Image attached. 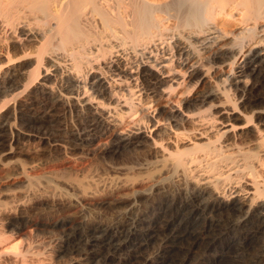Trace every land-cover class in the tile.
<instances>
[{
    "label": "bare ground",
    "instance_id": "1",
    "mask_svg": "<svg viewBox=\"0 0 264 264\" xmlns=\"http://www.w3.org/2000/svg\"><path fill=\"white\" fill-rule=\"evenodd\" d=\"M154 4L148 0H0V32L6 35L10 30L17 35L18 43L26 51L24 57L31 48L29 41L40 44L35 51L37 56L34 52L37 58L33 71L18 64L20 61L13 62L11 51L16 48L2 49L7 59L5 66L16 63L5 91L11 98L6 99L2 109L38 83L42 60L50 55L59 60L55 62L59 66L56 73L63 75V89L72 91L76 95L73 99L92 109H103L105 100L115 102L108 114L120 122L137 115L136 109H151V105L142 107L154 98L149 92L156 93L161 85L167 83L168 89L174 90L185 84L187 75L190 85L191 80L200 82L202 73L206 77L211 70L224 76L220 79L225 85L223 93L240 110L236 112L235 107L234 114L219 124L221 129L213 134L214 138L208 135L204 138L201 134L199 139H205L204 143H191L202 154L184 156L187 149L173 158V177L186 185H195L193 193L178 195L172 201L153 202L149 213L137 219L127 218L121 232L97 226L87 236L83 223L60 220L55 225L65 228L66 234L65 249L59 251V256L76 255L86 257L92 264H111L116 259L121 263V253L126 251L130 252V261L121 264H141V257L160 244V256L147 264H187L196 253L205 256L218 245H228L240 234L243 242H256L260 250L246 254L245 261L237 264H264V180H260L257 169L264 167V93L255 92L259 87L264 89V0H175L164 7ZM169 12H174L177 19L171 34L162 25L163 14ZM218 18L231 19L236 31L241 30L232 35L239 42L231 48L214 44L220 37L208 38L217 33ZM168 35L176 36L173 43ZM227 37L223 33V39ZM225 66L229 67L228 71ZM17 85L23 90L13 94L11 91ZM42 87L51 89L45 84ZM212 95L198 93L190 99L192 94H189L185 96V104L192 107V101L205 102ZM152 113L151 119L161 123L160 117ZM182 114L197 120L193 116L197 114ZM97 115V119L91 120L93 127L108 123L104 116ZM213 117L197 118L201 123H213ZM3 120L5 117H0V139L6 137L2 133L8 132V128L13 133ZM232 120L241 123L236 125ZM47 127V120L40 119L27 124L25 131L42 134L49 132ZM252 128L259 134L255 149L248 146V150L238 148L237 152H231L234 144H225L228 134L251 132ZM13 137L18 139V135ZM140 138L117 137L102 154L115 155L117 149L136 145ZM164 183L159 180L144 196L162 198L168 189ZM61 207L64 212L74 205ZM9 224L11 230L0 229V264H47L36 245L22 238L27 223L21 225L17 218H12ZM28 231L32 235L33 230ZM219 258L208 257L203 264H222ZM56 263L60 264L59 259Z\"/></svg>",
    "mask_w": 264,
    "mask_h": 264
},
{
    "label": "rangeland",
    "instance_id": "2",
    "mask_svg": "<svg viewBox=\"0 0 264 264\" xmlns=\"http://www.w3.org/2000/svg\"><path fill=\"white\" fill-rule=\"evenodd\" d=\"M174 1L148 0L160 7ZM165 14L162 16L164 18L161 17L162 25H166L167 33L171 34L175 30L177 19L174 17V12ZM218 19L217 33L208 35V38L220 37L222 42L216 38L214 44H218L219 47L224 45L226 49L231 48L239 42L232 35L241 30L237 29L236 31L237 27L229 18ZM223 33L228 37L223 39ZM16 36L10 30L6 35L0 32V50L16 48L15 51L13 49L11 51L13 62L20 61L18 64L33 71L37 58L35 51L40 47V44L35 40L29 41L31 48L24 57L26 51H23ZM174 37L167 36L172 43ZM31 51H33V55ZM28 52L31 53L29 57L27 56ZM4 53L3 50L0 51V117H5L4 125L9 124L14 135L9 132L8 128V132L2 133L6 137L0 139V144H2L0 145V211L2 210L0 212V229L11 230L9 222L12 218H17L21 225L27 223L22 238L25 240L24 242L36 245V249L47 264H58L56 263L58 259L60 264H92L86 257L62 255V258L59 256V251L65 249L66 234L65 228L55 225L60 220L67 223H71V221L83 223V232L87 236L91 229L97 226L121 232L127 218L137 219L143 214L149 213L153 202H159L161 199L172 201L178 195L189 196L190 193H193L192 189L195 185H186L173 177L171 164L173 158L178 153H185L187 149L189 151L183 153L184 156L202 154L203 151L194 150L191 143L194 141L204 143L205 139H199L201 134L204 138L207 135L214 138L213 134L221 129L219 124L233 115L236 108V112L240 113L238 104H235L237 106L233 105L223 93L225 85L220 79H224V76L220 72L214 73L211 70L206 74V77L202 73L201 81L204 79L203 82L193 79L190 85L188 83L190 78L187 75L185 84L188 83L186 84L189 85L188 88L184 84L185 86L169 90V84L161 85L156 93L149 92L151 96H154L149 102L150 104H145L146 101L143 102L146 106L143 104L142 108L151 105V109H136L137 115L130 116L127 120L120 122L108 114L114 108L115 102L105 100L106 106L103 109L96 106L94 107L97 109H92L89 108L90 106H86V103L82 104L73 99L76 98V95L71 93L72 91L63 89V75L56 73L59 71V66L55 62H59V60H55L56 58L50 55L42 60L43 64L41 63L42 66L40 65L39 68L41 76L37 79L38 83L26 90L24 94L18 95L19 98L17 97L5 109H2L6 99L10 100L11 98V95H5V91L10 86L7 81L11 78L16 67V63L15 67L13 65L6 67L7 59ZM228 55L231 57L232 54ZM225 70L228 71L229 67L225 66ZM56 75L59 77H52ZM44 84L49 88L51 86L52 90L43 89L42 85ZM174 86L176 87V85ZM22 90L21 85H17L11 92L15 94ZM255 92L264 93V89L259 87ZM198 93L214 95L207 98L205 102L194 104L192 101V107H188L185 104V96L192 94L190 99H194ZM110 102H112L111 107H108ZM238 103L240 104V100ZM118 109L116 108L117 111ZM153 111L155 112L154 117H160L161 123L157 124L151 119ZM183 112L191 115L197 114L193 116L198 118L213 115L215 120L213 123L207 121L201 123L198 122L197 117L195 121L183 116ZM97 114L104 116L108 121L107 124L102 123L103 128L93 127L91 120L97 119ZM113 114L115 115V113ZM40 119L47 120V125L51 128L47 127L49 132L43 131L40 134L25 131L27 124ZM119 119L121 120V118ZM231 123L239 125L241 122L232 120ZM142 124L147 128L141 126ZM16 135H18L17 140L13 137ZM125 136L141 137L139 139L141 145H138V142L133 146L119 148L115 155H109V157L102 154L112 146V142H115L117 137ZM228 136L225 144H234L231 152H237L238 148L255 149L254 144L259 138V134L253 128L251 132H230ZM79 137L80 139L82 137L81 140L84 141H81ZM73 138L77 141L76 143ZM123 145L127 146L126 143ZM257 169L261 176L260 180H264V167L259 166ZM159 180L165 182L164 185H167L168 188L163 197L160 198L159 195H156L154 197L156 199H154L144 196L152 191L150 190L152 185ZM245 180L249 181L248 178ZM244 187L246 186L244 185ZM158 198L160 199L158 200ZM71 203L75 208L64 210V213L61 206ZM28 230H33L32 235ZM237 238L228 245H218L214 250L206 252L205 256L202 252L196 253L195 258L187 264H203L204 260L211 256L220 257L218 261L222 264H237L245 261L246 254L251 251L257 253L260 250L258 243H245L240 234ZM121 254V261L128 263L130 252L125 251ZM160 254V244H156L141 257L140 263H154ZM118 263L121 264L119 259H116L111 264Z\"/></svg>",
    "mask_w": 264,
    "mask_h": 264
}]
</instances>
